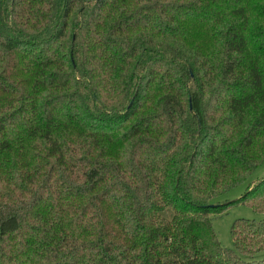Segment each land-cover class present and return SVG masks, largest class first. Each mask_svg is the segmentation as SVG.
I'll list each match as a JSON object with an SVG mask.
<instances>
[{
  "label": "trees",
  "instance_id": "obj_1",
  "mask_svg": "<svg viewBox=\"0 0 264 264\" xmlns=\"http://www.w3.org/2000/svg\"><path fill=\"white\" fill-rule=\"evenodd\" d=\"M263 164L264 0H0V264H264Z\"/></svg>",
  "mask_w": 264,
  "mask_h": 264
},
{
  "label": "rangeland",
  "instance_id": "obj_2",
  "mask_svg": "<svg viewBox=\"0 0 264 264\" xmlns=\"http://www.w3.org/2000/svg\"><path fill=\"white\" fill-rule=\"evenodd\" d=\"M264 177V164L257 167L253 174L243 183L239 184L226 194L220 196L215 202L225 203L240 198L247 190L248 186L253 184L255 181ZM166 218H171V212H165L163 214ZM255 220L262 221L264 219L263 214L254 212L247 206H234L231 207L226 214L221 217H212L211 224L213 230L217 236L218 242L221 247L225 249L234 250V240L231 236V227L236 220ZM264 258V251L255 254L253 257H244L246 261L260 260Z\"/></svg>",
  "mask_w": 264,
  "mask_h": 264
}]
</instances>
